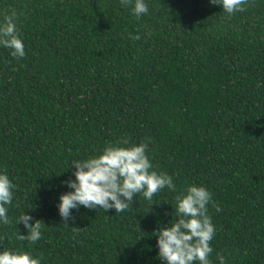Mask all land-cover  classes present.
Returning <instances> with one entry per match:
<instances>
[{
	"label": "trees",
	"instance_id": "16d2710c",
	"mask_svg": "<svg viewBox=\"0 0 264 264\" xmlns=\"http://www.w3.org/2000/svg\"><path fill=\"white\" fill-rule=\"evenodd\" d=\"M147 3L137 19L120 0H0L26 53L0 46V171L16 185L0 246L41 264H163L153 232L174 222L169 189L122 212L80 207L68 225L56 207L70 161L128 139L147 141L177 192L208 188L213 264H264V0L231 15L209 0ZM23 211L45 224L34 244L16 239Z\"/></svg>",
	"mask_w": 264,
	"mask_h": 264
},
{
	"label": "clouds",
	"instance_id": "9594fccd",
	"mask_svg": "<svg viewBox=\"0 0 264 264\" xmlns=\"http://www.w3.org/2000/svg\"><path fill=\"white\" fill-rule=\"evenodd\" d=\"M120 2L122 7L130 6L137 19L150 13L147 0ZM209 3L221 6L225 13L231 15L244 10L245 0H209ZM18 16L14 8L3 16L0 46L10 49L13 57H24L25 45L17 27ZM132 38L138 39L139 36ZM147 149V141L130 143L123 139L106 145L98 154L70 161L74 167V178L64 181L69 190L59 195L56 207L60 218L68 225L75 219L73 210L80 207L122 212L132 205L137 193L152 202L156 193L167 188L175 193V219L153 232L159 259L163 264H213L210 241L216 228L208 215L212 194L203 184H189L177 192L173 176L153 167ZM15 187L9 175L0 171V225L13 222L8 206L12 203ZM14 223L23 224L26 229V234H22L16 228V239L32 244L41 238L45 225L26 211L21 212ZM217 259L219 264H225L223 256L218 255ZM0 264H41V257L33 255L31 249L0 246Z\"/></svg>",
	"mask_w": 264,
	"mask_h": 264
}]
</instances>
